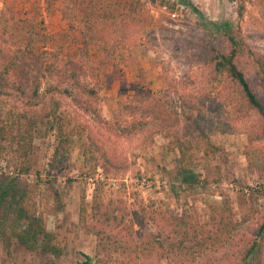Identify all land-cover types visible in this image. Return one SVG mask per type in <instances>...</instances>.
I'll return each instance as SVG.
<instances>
[{
  "label": "rangeland",
  "instance_id": "1",
  "mask_svg": "<svg viewBox=\"0 0 264 264\" xmlns=\"http://www.w3.org/2000/svg\"><path fill=\"white\" fill-rule=\"evenodd\" d=\"M223 24L231 25L255 56L264 57V0H13L0 5V67L17 61L11 77L22 85L42 63L68 67L83 84L98 87L100 106L109 120L125 115L124 106L145 104L162 89L174 101L178 93H187L218 103L220 95L211 90L210 73L214 59L229 49ZM28 37L30 46L24 42ZM29 49L33 54L27 56ZM242 67L248 84L264 100L255 66L243 58ZM62 110L73 124L87 126L86 135H75L55 162L54 139H36L35 167L22 179L36 185L38 206L47 213L48 230L58 234L62 253L55 257L32 252L14 239L9 254L0 243V264H81L87 257L95 259L97 239L79 226L82 198L90 203L95 189L106 201L124 200L130 206L155 201L173 215L190 206L204 222L210 219L211 206L226 195L240 222L234 240L226 249L191 264H244L255 239L262 243L260 264H264V231L257 238L264 227V168L257 160L264 153V140L251 143L247 133L250 127L256 131L252 136L260 134V124L255 123L261 120L259 115L238 124V130L230 116L209 117V129L216 131L211 143L220 150L208 157L198 151V184L188 189L168 172L178 152L168 148L163 135L120 138L66 99ZM88 135L108 153L115 151L124 165L111 170L100 164L83 178ZM14 172L11 157L0 152V177ZM173 185L182 193L180 202Z\"/></svg>",
  "mask_w": 264,
  "mask_h": 264
},
{
  "label": "trees",
  "instance_id": "2",
  "mask_svg": "<svg viewBox=\"0 0 264 264\" xmlns=\"http://www.w3.org/2000/svg\"><path fill=\"white\" fill-rule=\"evenodd\" d=\"M220 28L228 36L229 49L214 59L210 73L211 90L220 95L218 103L187 93H178V100L174 101L162 89L145 104L124 106L125 115L109 120L100 106L98 87L86 86L68 67L42 63L24 85L11 77L12 66L17 61L0 67V152L10 156L15 166L12 175L0 177V243L8 254L14 239L32 252L55 257L62 253L58 234L48 230L47 213L38 206L36 185L22 179L35 167L36 139L48 136L54 139L52 159L55 162L75 135H86L87 126L73 124L62 110L63 99L92 115L99 126L120 138L163 135L169 141L168 148L178 152L174 168L168 172L188 189L198 184L195 171L198 151L208 157L220 150L211 143L216 132L209 129L211 115L230 116L234 130L239 129L238 124L250 121L254 114L259 115L261 120L255 123L260 124V134L252 136L256 131H250V127L247 133L251 143L264 140V100L252 90L242 67V59H249L264 85V57L255 56L244 39H238L231 31V25L223 24ZM20 36L25 37L22 31ZM24 42L30 46L31 38ZM25 52L27 56L33 54L30 49ZM41 55L46 57L47 53ZM87 138L83 178L91 176L100 164L111 170H119L124 165L115 151L108 153L92 135ZM257 160L264 168V153ZM123 186L122 194L127 192ZM172 189L180 202V189L175 185ZM222 197L220 203L211 206L210 219L204 222L188 203L182 213L173 215L155 201H138L132 206L124 200L106 201L103 193L95 189L90 203L85 196L82 198L79 226L96 237V256L95 259L87 257L81 264H191L209 253L222 251L240 228L238 213L230 198ZM263 231L264 227L257 238ZM261 248L262 243L255 239L246 251L244 264H260Z\"/></svg>",
  "mask_w": 264,
  "mask_h": 264
},
{
  "label": "crops",
  "instance_id": "3",
  "mask_svg": "<svg viewBox=\"0 0 264 264\" xmlns=\"http://www.w3.org/2000/svg\"><path fill=\"white\" fill-rule=\"evenodd\" d=\"M8 2H13V0H6V1L0 2V5H2L4 3H7L8 4Z\"/></svg>",
  "mask_w": 264,
  "mask_h": 264
}]
</instances>
